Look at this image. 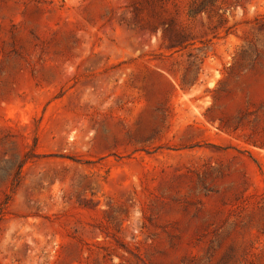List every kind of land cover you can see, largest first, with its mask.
<instances>
[{"label": "rangeland", "instance_id": "1", "mask_svg": "<svg viewBox=\"0 0 264 264\" xmlns=\"http://www.w3.org/2000/svg\"><path fill=\"white\" fill-rule=\"evenodd\" d=\"M0 264H264V0H0Z\"/></svg>", "mask_w": 264, "mask_h": 264}, {"label": "trees", "instance_id": "2", "mask_svg": "<svg viewBox=\"0 0 264 264\" xmlns=\"http://www.w3.org/2000/svg\"><path fill=\"white\" fill-rule=\"evenodd\" d=\"M191 13V12H190Z\"/></svg>", "mask_w": 264, "mask_h": 264}]
</instances>
